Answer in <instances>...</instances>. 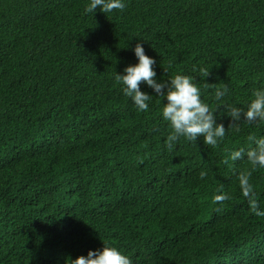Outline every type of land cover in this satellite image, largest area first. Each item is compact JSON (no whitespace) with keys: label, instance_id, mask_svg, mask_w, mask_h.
Returning a JSON list of instances; mask_svg holds the SVG:
<instances>
[{"label":"trees","instance_id":"1","mask_svg":"<svg viewBox=\"0 0 264 264\" xmlns=\"http://www.w3.org/2000/svg\"><path fill=\"white\" fill-rule=\"evenodd\" d=\"M89 2L0 0V264H71L102 243L131 264H264V167L246 156L264 119L243 116L264 89V0ZM136 43L158 81L193 78L225 129L215 145L169 147L163 99L141 83L139 111L123 94Z\"/></svg>","mask_w":264,"mask_h":264},{"label":"clouds","instance_id":"2","mask_svg":"<svg viewBox=\"0 0 264 264\" xmlns=\"http://www.w3.org/2000/svg\"><path fill=\"white\" fill-rule=\"evenodd\" d=\"M124 6V0H90L84 11L92 13L99 9L100 12L106 13L113 9L122 10ZM131 51L136 58L135 63L125 65L120 73L114 72V79L122 85L121 91L125 96L130 97L139 111L148 109V101L152 96L140 90L141 83L163 99L160 115L171 129L167 136L168 146L171 147L172 142L180 136L188 140H195L197 136H202L204 143L215 145L217 139L224 135L225 129L223 124L216 122L214 110L210 109L209 105L201 99L200 89L193 78L188 75L175 74L168 81H158L155 78L156 72L153 67L156 61L145 54L142 44L136 43ZM207 74L208 72L205 76ZM226 92L227 88L221 86L215 91V98L220 100ZM240 115V108H230V116L233 120L239 119ZM243 116L249 121L264 119V89L258 88L253 91ZM248 140L253 141L255 145L246 153L248 161L253 167L257 165L264 167V137L257 139L250 135ZM240 156V150L231 153L233 160ZM241 185L244 195L247 196L250 186L247 184L246 175L241 176ZM253 209L255 210V202H253ZM257 214L264 213L257 212ZM71 264H131V260L116 247L102 243L99 249H90L86 255L71 259Z\"/></svg>","mask_w":264,"mask_h":264}]
</instances>
